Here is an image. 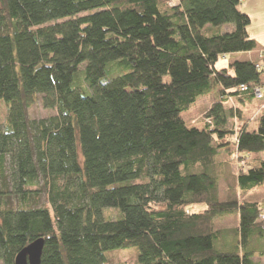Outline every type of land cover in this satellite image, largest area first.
I'll use <instances>...</instances> for the list:
<instances>
[{"label":"trees","instance_id":"trees-1","mask_svg":"<svg viewBox=\"0 0 264 264\" xmlns=\"http://www.w3.org/2000/svg\"><path fill=\"white\" fill-rule=\"evenodd\" d=\"M0 1V263L42 238L40 264H103L128 247L138 264H247L246 241L264 242L249 195L264 190V107L233 132L224 104L254 100L264 69L215 68L257 47L240 0ZM213 89L206 123H187ZM35 104L54 114L32 119ZM220 150L250 157L225 197ZM230 218L236 245L218 248Z\"/></svg>","mask_w":264,"mask_h":264},{"label":"rangeland","instance_id":"rangeland-1","mask_svg":"<svg viewBox=\"0 0 264 264\" xmlns=\"http://www.w3.org/2000/svg\"><path fill=\"white\" fill-rule=\"evenodd\" d=\"M175 3H176L175 0L170 1L171 5ZM1 5L2 4L0 1V7ZM242 5L243 2L242 0H240L238 5L239 6L238 10H240V7L243 8ZM249 13L251 14L250 17H248L250 21H248V23L245 25V32L247 35L254 37L253 39L256 41L257 47L258 45H260V43L262 44L261 46L264 47V9L262 10L260 9V7L256 9H250ZM224 28L225 27H223L222 29L221 28H217V29L223 30ZM231 58L232 56L230 55L219 57L217 62L215 63V68L216 69L227 68L229 63L233 62ZM168 80H169L168 77L164 78V81H168ZM262 92H263V96L261 98H255L254 100L242 98V100L244 101L240 102V100H238L237 98L230 97L231 100L226 101L224 107L232 111L231 112L232 116L230 117L228 123L229 130H233V132L234 131L237 132L242 127H246L247 129L251 130L256 126L255 119L258 116L259 112L264 107V89L262 90ZM216 100H218V94L216 90L213 89L211 95L207 97L199 98L196 101V103L186 113L182 115L183 119L192 126L202 127L204 123H206L205 113L210 108L211 103ZM5 114H6L5 105L3 104L2 101H0V124L3 123ZM51 114H54L53 110H46L42 108L40 104H35L29 109V116L32 119L45 118ZM230 141H233L232 138H230ZM225 154H226L225 151L220 150L219 156L216 158V162H215V174L219 182L218 184L219 190L223 197H225V195L228 194V192L235 189L236 176L242 169H247V167L250 164V157L248 156L235 155L232 156V158H229ZM261 155L262 157H264V152ZM197 207H199V205L195 206L194 208ZM111 211L116 212V210L114 211V209H105L104 215L106 216V214H108ZM217 227L221 229H225V228L229 229L228 231H226V233H224L223 236L220 237V239L218 240L219 244L220 245L222 244L221 241H224L223 239H227L226 240L227 243L233 245L234 244L233 228L235 227L234 218H230L218 222ZM138 256H139V251L136 247L114 249L105 253V261L103 264H138Z\"/></svg>","mask_w":264,"mask_h":264},{"label":"crops","instance_id":"crops-1","mask_svg":"<svg viewBox=\"0 0 264 264\" xmlns=\"http://www.w3.org/2000/svg\"><path fill=\"white\" fill-rule=\"evenodd\" d=\"M243 5L241 8L240 7V12L243 14H247V17H250V13L249 10L250 9H256L259 8L260 9H264V0H242ZM239 8V6H238ZM249 19V18H248ZM250 21V20H249ZM251 38H254L253 36L248 35ZM257 39V38H256ZM260 43V41H259ZM262 44L260 43V45H258V47L248 53H237V54H231L230 56H232L231 60L233 61H259V66L261 68L264 69V47L261 46ZM230 60V61H231ZM249 195L251 196V198H256L259 199L260 205L264 204V190L262 188H258L253 190L252 192L249 193ZM203 210V207H197V208H193V210ZM229 223V222H227ZM223 231H228L229 229H222ZM236 230V226L233 228V233H234V244L231 246L232 248L235 247V240L236 238H238V233H235ZM237 231V230H236ZM259 231H257L258 233ZM227 240V239H226ZM237 241V240H236ZM218 248H226L225 245L222 246V244H219ZM228 249V248H227ZM226 249V250H227ZM242 251H246L247 253H250L251 251L254 253L253 255L249 256V261L247 262V264H264V255H260V252L264 251V242L263 239L260 236H255L254 239H251L249 241H246L245 246H244V250Z\"/></svg>","mask_w":264,"mask_h":264},{"label":"water","instance_id":"water-1","mask_svg":"<svg viewBox=\"0 0 264 264\" xmlns=\"http://www.w3.org/2000/svg\"><path fill=\"white\" fill-rule=\"evenodd\" d=\"M43 246L42 238L32 241L17 253L14 264H40Z\"/></svg>","mask_w":264,"mask_h":264},{"label":"built area","instance_id":"built-area-1","mask_svg":"<svg viewBox=\"0 0 264 264\" xmlns=\"http://www.w3.org/2000/svg\"><path fill=\"white\" fill-rule=\"evenodd\" d=\"M257 68H259V66H256ZM264 88L263 87H255L253 89V95L255 98H261L263 96V90ZM239 90L241 92H245L248 90L247 86L245 85H242L240 86ZM260 221H264V205L262 206L260 212H259V218H258Z\"/></svg>","mask_w":264,"mask_h":264}]
</instances>
